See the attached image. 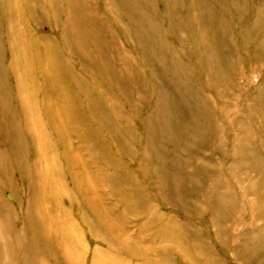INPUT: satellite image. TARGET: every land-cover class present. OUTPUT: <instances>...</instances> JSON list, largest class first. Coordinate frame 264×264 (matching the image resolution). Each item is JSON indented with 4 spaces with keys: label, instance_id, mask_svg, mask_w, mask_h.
Wrapping results in <instances>:
<instances>
[{
    "label": "rangeland",
    "instance_id": "obj_1",
    "mask_svg": "<svg viewBox=\"0 0 264 264\" xmlns=\"http://www.w3.org/2000/svg\"><path fill=\"white\" fill-rule=\"evenodd\" d=\"M82 4L85 50L67 43L64 82L47 101L14 98L3 51L0 124L24 127L0 136L6 237L7 217L50 209L56 260L40 264H264V0ZM46 21L29 26L63 46L62 25ZM75 179L97 196L96 223L81 220Z\"/></svg>",
    "mask_w": 264,
    "mask_h": 264
},
{
    "label": "bare ground",
    "instance_id": "obj_2",
    "mask_svg": "<svg viewBox=\"0 0 264 264\" xmlns=\"http://www.w3.org/2000/svg\"><path fill=\"white\" fill-rule=\"evenodd\" d=\"M82 6V0H0V69L2 70L3 51L6 50L10 56L8 71L11 72L10 74H14V77L17 76L16 80H14L13 87H10L13 91L15 90L12 93L14 94L13 96L15 99H23V101L26 102V104L24 103L25 105L31 106V108L35 107L34 102L38 95L47 101L48 96L55 91V83L62 84L64 82L63 78L65 73L62 71L65 70L66 66L63 60V52L64 50L67 51V49H65L67 43L74 49L77 48L82 51L85 50V42L83 40L84 35H82L83 31L81 32L79 28L84 26V19L82 20V17H85V12ZM39 17L41 18V22L43 18L47 19L46 22L51 26L49 28H52L54 25L57 29H59L57 25H62L60 26V34L63 38H65L63 46L55 45L52 40H49V35L39 37V35L35 34V32L30 28L29 22H32V20L36 21ZM5 25L8 26V29L2 33V27ZM40 38L43 39V41H40ZM61 49H63V51ZM86 90L87 89L84 88V91ZM40 91L42 92L37 95L36 93ZM74 95L78 96V94L71 91L67 94L70 99L73 98ZM85 95L88 96V94ZM86 103L89 102L87 101ZM43 106L47 108L46 104ZM12 110L16 112L14 108ZM2 111L1 102L0 115L2 114ZM19 111H24L23 115L27 114L24 105L21 103L19 104ZM75 115H77L75 111H68L66 119L73 118ZM45 117V121L51 130L54 129L57 131V127L58 131L61 130L59 129V124L62 122L60 117H55L52 113L48 112L45 113ZM1 120L2 119L0 118V121ZM40 121L44 123L42 120ZM23 129L24 127L22 124L18 125V127L12 125L7 127L6 125L2 126V124H0V136H2V132L9 136H13L15 132H18L21 136H23ZM43 129L41 128V123L39 125V121L36 119L34 121V133L37 134V137L45 136L44 133L47 132ZM0 143L2 144L1 141ZM38 143L40 149H42V146H49L48 141L40 143L38 139ZM1 144L0 157L2 158V155L6 153L2 154ZM21 144L22 141L21 143L19 142V144H16V146L12 144V149L13 146L14 149H16ZM0 176H2V161H0ZM42 176L44 178L42 193L45 198H48L50 195V189L45 190L44 188L46 183V175L44 172L42 173ZM37 178L39 179V176H37ZM73 184L77 185L79 190L78 195L81 197L80 203L78 204L81 220L83 219L82 221L83 223L85 222V224H87V221L89 222L90 220L92 223H96L95 218L97 216L95 217V211L97 196L92 191L91 195L88 193L85 182L82 181L79 183L77 182V179H75ZM42 193L38 191L39 196H41ZM69 199L70 202H72V199ZM56 203L59 205L60 202L58 203V201H56ZM84 203H86L89 206L88 208L90 211L93 212V215L90 217H87ZM49 210L44 211L41 214H37V216L26 214L21 215L20 217H7V228L9 233H11V237L7 238L4 234V231L6 230H2L1 202L0 264H12L11 260L17 261L19 257V264H40L42 261L41 259L45 256L56 260V236L59 238L60 234L55 231L54 223L56 224V221L54 219V215L52 214L53 212L49 213ZM21 221L23 227L22 231L17 229V223L19 222L20 224ZM49 222H51V224L53 223V228L47 226ZM27 227H29V229L36 235L35 239L37 240L38 246L33 250L29 249L25 243L24 229L27 232L29 230ZM48 229L51 233L55 232L54 234L56 236H54V239L53 236H49L47 234ZM3 235L7 239H4ZM65 237L66 235L62 233L63 240ZM92 238L94 241L97 240V237L94 234L92 235Z\"/></svg>",
    "mask_w": 264,
    "mask_h": 264
}]
</instances>
